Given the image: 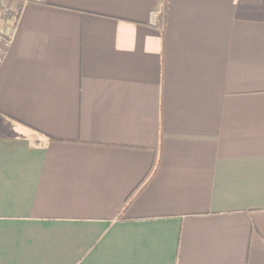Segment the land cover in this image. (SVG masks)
I'll return each instance as SVG.
<instances>
[{
	"label": "crops",
	"instance_id": "0c3cea01",
	"mask_svg": "<svg viewBox=\"0 0 264 264\" xmlns=\"http://www.w3.org/2000/svg\"><path fill=\"white\" fill-rule=\"evenodd\" d=\"M2 31L0 264H264V0H32Z\"/></svg>",
	"mask_w": 264,
	"mask_h": 264
},
{
	"label": "built area",
	"instance_id": "2783aa9c",
	"mask_svg": "<svg viewBox=\"0 0 264 264\" xmlns=\"http://www.w3.org/2000/svg\"><path fill=\"white\" fill-rule=\"evenodd\" d=\"M32 0H0V5L9 11H15L20 5L22 8L25 4L31 2ZM11 35L8 33H2L0 31V66L4 61L6 51L11 43ZM3 42V44H2Z\"/></svg>",
	"mask_w": 264,
	"mask_h": 264
},
{
	"label": "trees",
	"instance_id": "16d2710c",
	"mask_svg": "<svg viewBox=\"0 0 264 264\" xmlns=\"http://www.w3.org/2000/svg\"><path fill=\"white\" fill-rule=\"evenodd\" d=\"M21 11H22V5H20L15 11H9V10H5L4 8H2V6L0 5V20L4 22V26H7V24H11L12 27H15L19 17H20V14H21ZM4 30V29H3ZM149 182V179L145 180L144 181V185L142 186V188L144 186L147 185V183ZM141 186L136 190V192H134V194L136 193V196L138 193L141 192L142 190ZM128 199V202H127V206L125 208V211L128 209V207L130 206V203L131 201L134 199L133 198V195ZM135 197V196H134ZM132 199V200H131Z\"/></svg>",
	"mask_w": 264,
	"mask_h": 264
},
{
	"label": "rangeland",
	"instance_id": "374dc122",
	"mask_svg": "<svg viewBox=\"0 0 264 264\" xmlns=\"http://www.w3.org/2000/svg\"><path fill=\"white\" fill-rule=\"evenodd\" d=\"M3 24H4V22L0 20V31H1L2 33H5V34H6V32H3L2 30H3V29H6L7 26H4ZM9 24H10V23H9ZM7 25H8V24H7ZM2 44H3V42H2Z\"/></svg>",
	"mask_w": 264,
	"mask_h": 264
}]
</instances>
